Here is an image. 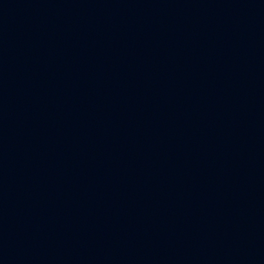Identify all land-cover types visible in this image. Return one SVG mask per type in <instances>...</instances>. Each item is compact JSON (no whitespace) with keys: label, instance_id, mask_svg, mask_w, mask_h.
Listing matches in <instances>:
<instances>
[{"label":"water","instance_id":"95a60500","mask_svg":"<svg viewBox=\"0 0 264 264\" xmlns=\"http://www.w3.org/2000/svg\"><path fill=\"white\" fill-rule=\"evenodd\" d=\"M0 264H264V0H0Z\"/></svg>","mask_w":264,"mask_h":264}]
</instances>
